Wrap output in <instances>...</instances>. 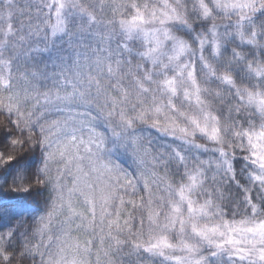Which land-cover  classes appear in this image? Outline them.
Here are the masks:
<instances>
[{
  "label": "snow or ice",
  "instance_id": "1",
  "mask_svg": "<svg viewBox=\"0 0 264 264\" xmlns=\"http://www.w3.org/2000/svg\"><path fill=\"white\" fill-rule=\"evenodd\" d=\"M0 117V264H264V0H0Z\"/></svg>",
  "mask_w": 264,
  "mask_h": 264
},
{
  "label": "trees",
  "instance_id": "2",
  "mask_svg": "<svg viewBox=\"0 0 264 264\" xmlns=\"http://www.w3.org/2000/svg\"><path fill=\"white\" fill-rule=\"evenodd\" d=\"M0 119H3V117H0ZM152 134L155 135L154 132H153ZM127 164H128V165H131V164H132V161H131L130 159H128V160H127ZM14 264H25V262L19 260V258H18L17 261L14 262ZM28 264H30V261L28 262Z\"/></svg>",
  "mask_w": 264,
  "mask_h": 264
}]
</instances>
